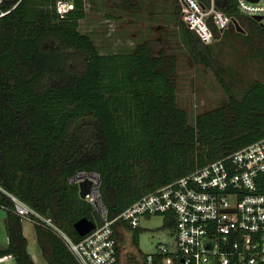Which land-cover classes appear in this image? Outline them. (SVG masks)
I'll list each match as a JSON object with an SVG mask.
<instances>
[{"label":"trees","instance_id":"obj_1","mask_svg":"<svg viewBox=\"0 0 264 264\" xmlns=\"http://www.w3.org/2000/svg\"><path fill=\"white\" fill-rule=\"evenodd\" d=\"M70 1L74 8L64 16L58 0L1 5L0 184L78 241L75 223L88 217L100 224V217L79 186L69 183L72 175L97 170L109 215L116 217L143 195L263 138L264 81L253 80L237 96L233 82L217 71L228 101L191 122L178 100L176 54L155 52L147 40L130 51L103 53L80 30L87 0ZM219 5L264 50V26L231 0ZM175 14L189 50L208 58L212 45L185 24L179 3ZM261 178L264 191V173ZM175 220L166 215L172 227ZM21 222L8 211L0 264L7 256L37 264ZM125 224L138 242L140 228ZM35 230L49 264H80L51 226L35 223ZM148 256L147 264H161L158 253L151 262Z\"/></svg>","mask_w":264,"mask_h":264},{"label":"built area","instance_id":"obj_2","mask_svg":"<svg viewBox=\"0 0 264 264\" xmlns=\"http://www.w3.org/2000/svg\"><path fill=\"white\" fill-rule=\"evenodd\" d=\"M4 0H0V9ZM240 12L264 26V0H231ZM181 17L205 44L230 29L233 18L219 0H178ZM64 16L74 8L70 0H58ZM6 14L1 11L0 16ZM256 20V19H255ZM264 137L242 149L143 195L111 218L103 199L97 170L79 169L69 183L91 181L86 195L97 214L95 229L73 240L51 218L40 214L0 184V206L8 211L51 226L66 241L80 264H119L120 241L116 225L140 228L144 215L176 216L174 243L159 245L161 264H264ZM9 201V202H7ZM153 257L148 256L151 262Z\"/></svg>","mask_w":264,"mask_h":264},{"label":"rangeland","instance_id":"obj_3","mask_svg":"<svg viewBox=\"0 0 264 264\" xmlns=\"http://www.w3.org/2000/svg\"><path fill=\"white\" fill-rule=\"evenodd\" d=\"M177 7L176 0H87L86 17L80 21V30L91 35L103 53L130 51L147 40L155 52L165 49L176 54L178 100L193 122L198 113L225 104L229 99L217 71L233 82L232 89L237 96L253 80L264 81V50L250 30L245 32V37L236 30H226L210 43L211 52L206 53L208 58L202 59L182 39L175 17ZM7 214L8 210L0 206V246L8 243ZM21 223L34 261L49 264L39 246L35 222L23 218ZM138 237L135 242L133 230L119 232V264H145L144 257L157 254L160 244L174 243L176 230L167 224L162 213L144 215ZM1 264L18 263L14 258H7Z\"/></svg>","mask_w":264,"mask_h":264},{"label":"water","instance_id":"obj_4","mask_svg":"<svg viewBox=\"0 0 264 264\" xmlns=\"http://www.w3.org/2000/svg\"><path fill=\"white\" fill-rule=\"evenodd\" d=\"M255 19L259 21L261 20V17L256 16ZM233 22L237 31L246 32V30L240 25L237 19L234 18ZM90 186H91V181L89 180L80 183L79 185L80 196L83 199L86 198L87 193L90 191ZM96 226H97L96 221L88 217H83L75 223V228L81 236L86 235L87 233L95 229Z\"/></svg>","mask_w":264,"mask_h":264},{"label":"crops","instance_id":"obj_5","mask_svg":"<svg viewBox=\"0 0 264 264\" xmlns=\"http://www.w3.org/2000/svg\"><path fill=\"white\" fill-rule=\"evenodd\" d=\"M229 30V29H228ZM243 33H245V32H243ZM116 228H117V236H118V239H119V232L120 231H123V229H129V230H132V229H130L125 223H118V225H116ZM125 231V230H124ZM120 241V240H119ZM7 258H12L11 256H7V257H5V258H3L2 260H4V259H7ZM144 261H145V264H147L146 263V260H145V257H144Z\"/></svg>","mask_w":264,"mask_h":264}]
</instances>
